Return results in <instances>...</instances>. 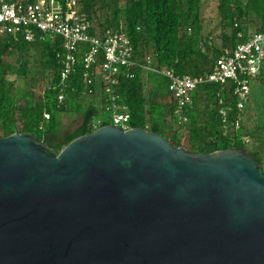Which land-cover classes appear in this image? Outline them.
<instances>
[{
  "label": "water",
  "instance_id": "obj_1",
  "mask_svg": "<svg viewBox=\"0 0 264 264\" xmlns=\"http://www.w3.org/2000/svg\"><path fill=\"white\" fill-rule=\"evenodd\" d=\"M0 264H264L262 164L140 126L0 136Z\"/></svg>",
  "mask_w": 264,
  "mask_h": 264
},
{
  "label": "trees",
  "instance_id": "obj_2",
  "mask_svg": "<svg viewBox=\"0 0 264 264\" xmlns=\"http://www.w3.org/2000/svg\"><path fill=\"white\" fill-rule=\"evenodd\" d=\"M78 4L81 11L86 13L93 29H117L121 26L129 36L133 56L139 62L144 63L145 57L149 55L150 64L154 68L172 69L176 74L198 75L208 72L216 57L225 48L233 47L237 41L246 39L253 31L264 29V23L252 32H248L247 26L242 25L248 9L261 14V20L264 19V0H219L218 8L222 17L231 27L230 36L224 35L222 47L209 45L207 38H198L201 0H78ZM87 46L86 42L77 44L73 69L65 85L61 87L59 83L63 49L59 38L36 36L28 41L22 32L16 38L11 34L0 36L1 137L19 131L43 140L45 135H51L57 130L60 115L71 109L67 105L69 98L74 99L72 107L75 111H82V120L73 131L64 135L62 142L55 145V150L51 148L53 152L57 153L70 140L90 133L97 126L112 123L111 114L104 107L101 88L86 85L82 79L81 58ZM20 51H33L37 70L41 73L48 71L46 77L49 76V79L44 85L37 80L32 82L34 79L29 76L31 70L28 59H19L15 66L4 59L5 54H16ZM16 77L27 79L30 85L17 86ZM258 80L264 82V77ZM35 87L41 93L40 99L37 98ZM97 92L99 105L91 99L87 104L78 101V98L84 96L93 97ZM114 92L117 94V102L129 114L130 127L140 126L158 132L171 143H183L182 137L186 135L187 144L191 145L216 148L231 146L225 141L229 135L223 134L221 129L217 92L232 102L228 111L229 118L242 114L235 107L233 97L228 96L229 91L226 88L208 83L193 92L191 107L186 110L187 120L182 122L174 113L167 77L153 70L136 68L132 78L119 79ZM59 93L63 95L61 101L57 98ZM198 100L205 101L206 119L200 126L197 124L198 112L195 107ZM168 113L169 121L166 119ZM248 117L246 119L250 120L251 117ZM246 119L244 122L241 119L240 127L232 131L231 137L238 142L235 146H242L240 136L248 134L252 138L250 144L262 146V152L253 149L248 152L259 163L264 164L263 144L262 141L257 142L255 132L259 126L255 125L248 130Z\"/></svg>",
  "mask_w": 264,
  "mask_h": 264
},
{
  "label": "built area",
  "instance_id": "obj_3",
  "mask_svg": "<svg viewBox=\"0 0 264 264\" xmlns=\"http://www.w3.org/2000/svg\"><path fill=\"white\" fill-rule=\"evenodd\" d=\"M20 32L28 41L36 36L59 38L63 49L61 87L73 69L77 44L86 42L88 46L81 58L82 79L86 85L101 88L104 107L111 114V124L123 129L130 127L129 114L117 102L115 86L120 78H132L136 68L157 71L167 77L174 113L182 122L187 120L186 110L191 107L193 92L208 83L226 88L238 112L242 111L249 99V80L259 79L264 68V29L253 31L233 47L225 48L208 72L176 74L172 69L154 68L149 55L144 63L134 58L132 42L121 26L117 29H93L86 13L81 11L78 0H0V36L11 34L16 38ZM57 98L61 101L63 95L59 93ZM216 99L223 134L239 128L241 114L232 119L228 115L232 102L223 98L220 92L216 93ZM240 140L243 143L251 141L248 134L241 135Z\"/></svg>",
  "mask_w": 264,
  "mask_h": 264
},
{
  "label": "rangeland",
  "instance_id": "obj_4",
  "mask_svg": "<svg viewBox=\"0 0 264 264\" xmlns=\"http://www.w3.org/2000/svg\"><path fill=\"white\" fill-rule=\"evenodd\" d=\"M244 1V0H243ZM219 0H201L200 4V29L198 38H207L208 44L215 47H222V43L224 42V35L229 37L231 33V27L226 23V20L223 19L222 14L218 8ZM261 14L256 13L255 11L248 9L247 15L244 16L242 25L247 26L248 32H252L256 28H258L261 24L264 23V19L261 20ZM203 47V44H200ZM150 47V46H148ZM210 54V50L208 51ZM26 58L28 59V66L30 68L29 76H33V83L37 80L42 85H44L49 76H47L48 71L45 73H41L37 70L36 67V55L33 51H29L26 53L25 51H20L16 54H5L4 59L11 62L13 66H15L19 59ZM15 76V75H14ZM260 77H264V68L261 69ZM15 84L19 87L30 85L29 81L22 77H16ZM249 99L246 100L244 107L242 109V120L246 119V116L251 119H246V125L248 130L251 127L258 125L259 127L256 128V138L257 142L262 141L263 144V156H264V82L256 78H251L249 80ZM36 90L37 98L40 99L41 93L39 92L38 88H34ZM92 100L94 103L99 105V95H93V97L84 96L78 98V101L82 104H87L89 100ZM74 104V99L69 98L67 101V105L71 108L70 110L66 111L64 114L60 115V124L57 127V130L52 133L51 135H45L43 137V141L46 143L50 151L55 150V145L57 143H61L64 135L73 131L78 124H80L82 120V111H75V108L72 107ZM205 101L198 100L195 102V107H197V124L200 126L205 118V111H204ZM245 108V109H244ZM166 119L170 120V114L168 113ZM19 127V126H18ZM19 132V131H17ZM229 136L225 140L231 146L237 145L238 142L235 138H232V132L227 133ZM236 134H238L236 132ZM252 141V138H250ZM183 144H187V136L184 135L182 137ZM250 141V143H251ZM250 143H243L242 146L249 151V150H260L262 152V146H254ZM53 150H52V149ZM262 164V169L264 171V164Z\"/></svg>",
  "mask_w": 264,
  "mask_h": 264
}]
</instances>
